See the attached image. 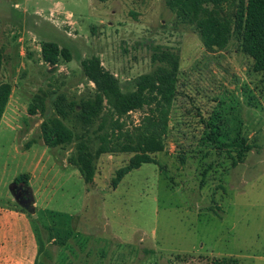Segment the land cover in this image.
Masks as SVG:
<instances>
[{
	"label": "rangeland",
	"instance_id": "1",
	"mask_svg": "<svg viewBox=\"0 0 264 264\" xmlns=\"http://www.w3.org/2000/svg\"><path fill=\"white\" fill-rule=\"evenodd\" d=\"M237 1L219 13L233 16ZM44 41L68 49L69 60L46 63ZM158 50L173 52L179 63L163 150L116 188L111 179L131 154H102L85 184L69 158L80 136L97 146L98 120L84 126L65 105L94 95L81 61L97 56L123 90H132L157 66ZM0 51V84L11 86L0 121V208L20 206L31 216L33 264H264V74L252 70L238 40L206 49L166 0H0ZM59 95L65 117L56 111ZM145 112L122 119L132 128ZM53 117L72 130L70 143L44 144L40 124ZM211 125L225 140L246 138L244 161L233 166L215 149L207 139ZM35 173L38 179L28 180L32 214L13 186L20 174ZM14 228L27 227L22 221Z\"/></svg>",
	"mask_w": 264,
	"mask_h": 264
},
{
	"label": "trees",
	"instance_id": "2",
	"mask_svg": "<svg viewBox=\"0 0 264 264\" xmlns=\"http://www.w3.org/2000/svg\"><path fill=\"white\" fill-rule=\"evenodd\" d=\"M229 1L231 0H166V4L181 22L191 24L197 29L206 49H222L230 39L235 38L240 42L242 51L252 59V70L264 74V0H238L233 16H222L218 10L223 3ZM41 55L49 65H56L60 58H70L68 49L50 41L41 43ZM152 60L157 63L155 69L139 75L133 82L132 90H123L116 76L104 69L97 56L81 61L85 76L94 85V95L81 99L79 103L70 101L65 105L75 111L76 119L84 126H91L98 120L95 130L97 146L91 147L89 138L80 136L76 153L69 158V163L77 168L85 184L92 182L95 159L102 154H131L126 165L118 168L111 179L112 187L116 188L126 173L144 163L154 162L152 155L163 150V136L167 130L171 101L176 93L179 63L177 55L168 50H158L152 55ZM1 63L0 51V67ZM10 93V84L1 83L0 120ZM63 103L64 96L59 95L55 104L56 111L65 117L67 113ZM145 108L147 112L140 124L128 128L122 118L130 111ZM28 112H34L32 106H29ZM215 126H208L207 134V139L213 143L215 149L227 152L233 166L244 161L246 153L251 149L246 138L235 136L225 140L226 135ZM40 131V137L48 147L68 144L73 137L72 130L56 117L43 121ZM28 178V174H20L14 179V186L24 185L28 189ZM26 209H33L32 200ZM46 230L51 235L50 229ZM57 235L60 240L61 236L59 233ZM54 241L64 244L56 238ZM211 264L236 263L233 259L216 258Z\"/></svg>",
	"mask_w": 264,
	"mask_h": 264
},
{
	"label": "crops",
	"instance_id": "3",
	"mask_svg": "<svg viewBox=\"0 0 264 264\" xmlns=\"http://www.w3.org/2000/svg\"><path fill=\"white\" fill-rule=\"evenodd\" d=\"M38 174H29L28 180L38 179ZM26 191L30 199H33L30 186ZM32 206H36L35 202ZM30 217L28 213L20 209V206L9 205L0 208V264L34 263L38 239L36 230L33 231ZM22 221L27 227L26 230L15 229L14 226L21 224Z\"/></svg>",
	"mask_w": 264,
	"mask_h": 264
},
{
	"label": "flooded vegetation",
	"instance_id": "4",
	"mask_svg": "<svg viewBox=\"0 0 264 264\" xmlns=\"http://www.w3.org/2000/svg\"><path fill=\"white\" fill-rule=\"evenodd\" d=\"M13 187H14L13 188L14 189L13 195H14L16 201H18V203H21V205H23V202H24V204L28 206L30 199H29L28 193L25 192L26 190H23L18 185L16 186V188H15V186H13Z\"/></svg>",
	"mask_w": 264,
	"mask_h": 264
},
{
	"label": "water",
	"instance_id": "5",
	"mask_svg": "<svg viewBox=\"0 0 264 264\" xmlns=\"http://www.w3.org/2000/svg\"><path fill=\"white\" fill-rule=\"evenodd\" d=\"M23 206H24V207H28L27 205L24 204V202H23Z\"/></svg>",
	"mask_w": 264,
	"mask_h": 264
}]
</instances>
